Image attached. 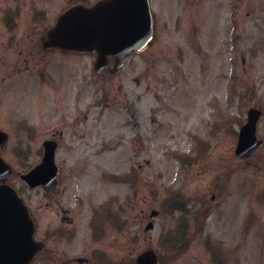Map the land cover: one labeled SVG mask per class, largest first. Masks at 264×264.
Here are the masks:
<instances>
[{
  "label": "rangeland",
  "instance_id": "rangeland-1",
  "mask_svg": "<svg viewBox=\"0 0 264 264\" xmlns=\"http://www.w3.org/2000/svg\"><path fill=\"white\" fill-rule=\"evenodd\" d=\"M231 3L240 27L233 52ZM56 5L45 9L46 24L66 6ZM151 7L154 39L114 76H97L89 54L31 46L32 70L14 76L30 75L24 93H13L11 80L0 86V129L9 132L0 156L23 197L31 192L20 173L39 161L42 137L63 131L60 189L43 200L33 193L42 208L35 237L45 247L31 264H78L77 256L135 264L147 248L160 264H264V143L251 159L234 154L249 106L262 110L264 138V0H151ZM21 116L31 118L30 132L15 129ZM131 169L134 177L115 179ZM112 197L118 222L101 221L99 234L100 216L95 239L93 214ZM152 208L160 214L146 233ZM172 232L190 239L172 250Z\"/></svg>",
  "mask_w": 264,
  "mask_h": 264
},
{
  "label": "water",
  "instance_id": "water-1",
  "mask_svg": "<svg viewBox=\"0 0 264 264\" xmlns=\"http://www.w3.org/2000/svg\"><path fill=\"white\" fill-rule=\"evenodd\" d=\"M151 36V15L148 0H99L92 6L76 5L62 13L42 39L45 48L96 52L94 69L99 75H112L132 51L142 50ZM114 58L112 67L107 60ZM259 111L250 108L247 121L239 129L235 153L241 158L255 154L261 140L255 134ZM7 134L0 131V146L5 148ZM55 144L44 142L41 162L21 177L31 186L54 187L58 169L54 162ZM10 168L0 157V180L10 175ZM50 188H47L48 190ZM157 210H151L144 231L153 228ZM34 224L26 206L7 183L0 184V264H28L41 243L33 239ZM88 264L85 258H77ZM136 264H159L153 249H145Z\"/></svg>",
  "mask_w": 264,
  "mask_h": 264
},
{
  "label": "flooded vegetation",
  "instance_id": "flooded-vegetation-1",
  "mask_svg": "<svg viewBox=\"0 0 264 264\" xmlns=\"http://www.w3.org/2000/svg\"><path fill=\"white\" fill-rule=\"evenodd\" d=\"M91 1H96V0H91ZM55 2L57 3L56 7L58 6L60 7V5H66V6L62 8L60 7V9L57 11L52 22H50L49 24H46L45 19H44L45 9L50 4L53 5V3ZM74 2L75 3L79 2V0H67L66 3H65V0H0V49H2V52H3V54L0 53V86L8 82L9 80H11L9 84H12L11 88L14 89L13 93L19 92V91H22L21 94L24 93L23 90L27 86V81L30 75L28 76V78L25 77L24 75L21 79L17 81L14 79V76L16 74L18 75L21 74L22 71H28L29 69L32 70L31 65H30L31 46H37L43 49V44L41 40L43 38L44 33L46 32L48 27L51 26L55 22L58 14L61 13L66 8H68ZM83 2L89 3L87 1H83ZM155 6H157V4H155ZM153 15H154L153 16V22H154V19L156 16L155 11H153ZM237 16H238V6L236 3H231L229 12L226 14V17H227L226 22H227L228 31L230 32L229 33V46H231L232 52L236 48L235 43L237 42V39L239 37L240 27H239V23L237 22L238 21ZM43 51L53 52V51H47L44 49ZM59 54L64 55L63 52H59ZM235 55L236 56L238 55V51ZM41 79H42L41 81H43V73H42ZM23 84L25 85L24 88L21 87ZM14 85L15 86L19 85L20 88H17ZM250 90H253V89L249 87V92H252ZM252 106L256 107L255 105H252ZM252 106H249V107H252ZM258 109H259V121H260L262 110L260 108ZM30 119L31 118H28L26 116H21L19 118L12 119V123L15 126V129L20 131V130H23L24 128H29V125L27 124ZM76 123H78V120H76ZM28 131L30 132L31 129L29 128ZM28 131H26V133ZM257 134L259 137L258 124H257ZM53 135L58 136V138L47 137L43 139L42 137V140L40 142L41 145L37 150L39 161L35 163L33 166L24 170L23 172H27L28 170H30L31 168H33L36 164L40 162L42 155H43L42 144L45 140L50 139L56 142L55 154L57 155V152L62 147L61 138L63 137V131L61 130L55 131L52 134V136ZM235 136L237 139V132ZM29 137H30V133H29ZM261 139L263 140V143H264V138H261ZM251 158L252 157L248 159H251ZM248 159H245V160H248ZM59 175H60V169H59V173L56 178L57 179L56 187H53L51 192H48V190L45 187H43V185H38L35 187L27 186L31 194L29 198L25 197V203L28 207L31 217L33 218L35 222V228H37V216L41 215L42 208L40 205H37V203H35V199L33 198H35L36 195L33 193H37L40 197V200H43V196L49 197V198L53 197L60 189V187H58L59 186ZM76 198L79 201H81L82 196H77ZM211 198H213V195ZM58 203L60 205V200H58ZM96 214L97 213H94L93 217L96 216ZM72 221H73V218H70L68 223H71ZM58 232H60V230L57 231V233Z\"/></svg>",
  "mask_w": 264,
  "mask_h": 264
},
{
  "label": "trees",
  "instance_id": "trees-1",
  "mask_svg": "<svg viewBox=\"0 0 264 264\" xmlns=\"http://www.w3.org/2000/svg\"><path fill=\"white\" fill-rule=\"evenodd\" d=\"M207 215V209H205V211L203 210V212H200L199 216L201 217H204ZM184 223V222H183ZM182 223V231L186 230V224H183ZM182 232H172L171 233V238H170V246H171V249L172 250H177L183 243L189 241L190 238H183L182 237ZM181 235V236H179Z\"/></svg>",
  "mask_w": 264,
  "mask_h": 264
}]
</instances>
